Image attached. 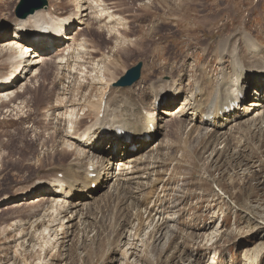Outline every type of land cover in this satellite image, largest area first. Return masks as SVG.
I'll use <instances>...</instances> for the list:
<instances>
[{
	"label": "rangeland",
	"instance_id": "rangeland-1",
	"mask_svg": "<svg viewBox=\"0 0 264 264\" xmlns=\"http://www.w3.org/2000/svg\"><path fill=\"white\" fill-rule=\"evenodd\" d=\"M77 1L48 0L43 9L66 15L68 9L76 10ZM104 1L115 5L112 7L121 6L115 13L123 25L116 29L123 36H110L105 20L98 21L89 9L88 16L72 27V39L63 46L66 49L62 48L67 56L75 53L69 64L80 56L86 72L83 68L81 74L80 68L70 74L65 64L60 68L59 58L58 65L41 64L13 88L17 94L27 83L29 92L18 93L13 102L8 98L0 103V197L16 196L20 191L28 194L37 181H48L45 178L56 172L53 167L46 168L53 161L65 163L80 157L85 163L94 159L102 147L89 153L88 145L80 144L75 151L59 156L63 146L75 149L71 139L65 142L71 123L64 120L63 113L76 107L73 119L82 118L85 126L93 125L90 103H98L105 88L109 92L106 82L112 76H118L117 80L138 62H143L140 81L126 87L132 89L134 101H144L162 135L131 153L135 159L143 158L142 163L131 162L121 172L122 165L116 161L110 182L92 198L83 196L91 206L89 210L81 206L74 218L71 212L64 213L52 226L47 206L42 209L31 202L43 193L40 188L1 204L0 264H264V117L256 116L264 111L259 106L263 97L256 108L250 105L256 112L239 113L240 120L230 119L220 132L208 130L209 135L204 129L189 133L200 124L186 103L192 99L190 90L197 78L212 86L221 74H231L232 63L225 53L249 54L246 38L264 51V0ZM19 3L0 0V21L13 23ZM77 39L87 42L89 49L95 47V52L84 55L75 46ZM10 52L4 55L5 68L0 58V75L11 69ZM59 53L61 50L55 54ZM29 58L28 54L24 60ZM99 61H105L111 71L104 67L105 76L91 87L89 80L95 72L102 73L100 65L105 64L97 67L94 63ZM174 78L183 92L178 100L168 99L170 105L156 107L152 87ZM226 79L231 81L229 76ZM85 83L88 87L79 86ZM179 108L188 113L182 117ZM28 141L30 149L26 151ZM119 182L125 185H117ZM66 196L61 198L69 204L72 199ZM36 218L43 221L34 232ZM45 226L52 229L51 247L45 246L40 235Z\"/></svg>",
	"mask_w": 264,
	"mask_h": 264
},
{
	"label": "bare ground",
	"instance_id": "bare-ground-1",
	"mask_svg": "<svg viewBox=\"0 0 264 264\" xmlns=\"http://www.w3.org/2000/svg\"><path fill=\"white\" fill-rule=\"evenodd\" d=\"M89 1H91L89 4H88V0H86L85 2L84 0H80L79 2L77 1L76 3L77 8H75L76 10L71 11L70 9H68L67 10L68 13L66 15H59L58 14L59 12L53 13L50 10V8L49 10L42 8V9L36 10L34 13H31L26 17H20L16 15L15 18L13 19V24L11 23L8 25L7 23L8 20L6 22L0 21V48H1L0 51L6 50L4 51V54L3 53L0 54V58L3 59L4 61L2 65L4 68L6 65L4 55L8 53V50L11 49L10 57L8 58L10 60L8 65L10 66L11 69L8 70L9 72L6 71L5 74L0 75V78H1L0 79V103L7 101L5 99H8V98H9V102H13L15 96H18L17 95L18 93L29 92L30 85H28L27 83L25 86L23 85L20 86L19 90L17 91L18 92L17 94H14L13 88H16L22 79L26 78L29 73H32L41 64L43 66L47 64H53L54 62L57 64V59L59 58L60 64H62L60 68L64 67L63 65L65 64V66L69 68L70 74L73 71L80 69V68L82 71L81 74H83L84 72L83 68L85 69V72H86V66H83V64L81 63L82 58L77 55L75 61L74 59L71 61V62L74 61L75 63L69 64V59L71 57L74 58L75 53L71 55V52H70L69 54L71 56L69 54L67 56L63 53L64 51L62 50V48L64 50L66 49L63 46L67 44V40L72 39L71 38L72 33H70L72 30V27L76 23H81L83 16H88L89 9H90V13L92 12L95 13L98 21L105 20L104 23L107 27V31L109 32L110 36L116 37L117 33L123 36V34L119 32L118 29H116L117 25H123L121 22L123 19L121 17H118V14L115 13L119 10H122L121 6L112 7V6H115L114 4L109 6V4H106L104 0H89ZM110 7H111V10H110ZM59 16H63L64 18L60 20L57 18ZM118 19H122V20H118ZM14 23L16 27L14 26L15 28H14V31H13L14 34H13L7 29L10 27V25H14ZM18 23L23 24V27H27V28L38 27L39 29H42L43 27L42 23H50L56 26L60 24L64 25L65 34L63 35L65 36V38H67V40L65 39L62 43L55 45V48H52V49L45 48L43 50L41 48L42 49L41 53H39L37 51L38 48L37 49L35 48L36 46L34 45L33 42H31L30 38L24 36L22 32L18 31L17 29ZM6 27L7 29H5ZM1 30L3 31L1 32ZM57 35L62 36L59 32H57ZM1 38H4V39L2 40ZM246 40L249 43V46H247V53L249 54L242 55L240 52L237 53L234 51L235 54L230 56L233 53L232 51L230 53L228 52L225 53L227 57L229 56L228 58L231 60V63H232V67L230 66L231 74L230 73L229 74L225 73L224 75L221 74V77L217 78V80L215 81V84H213L212 86L204 85L202 81H199L200 79L198 78L196 79L195 85H192L191 90H190L192 94V99H187L188 98L187 97L186 103H187V106H189V110L191 111V114L195 118H197L198 120L197 122L200 124V127L199 126L196 127V125L193 126L189 132L190 134H192L193 132L201 133V130L203 129L205 130L204 132H207L208 130L210 131L214 130L215 133L220 132V130L224 128V126L226 125L225 123L228 120L230 119L240 120L241 118L239 116V113L243 112L244 116H247L253 110L255 111V108L259 104L258 100H260L262 97L263 99L261 100L262 102H264V62L261 61L262 59H264V54H262V52L264 53V51L261 50L262 48H260L253 39L246 38ZM76 43L77 44H75V46L79 48L84 53V55L86 53L91 54L93 51L95 52V47H93L94 49L93 48L89 49L87 46L88 44L86 45L87 42L82 43L81 40H78ZM120 45L121 47H124L122 44ZM1 46H3V48ZM58 50H61V53L55 54ZM36 53H39V54H36ZM257 53H259V56H256ZM28 54L30 58L27 60H24V58ZM31 54H35V56L31 58ZM26 62H29V64L24 65V63ZM101 63H105V61H102V62L99 61L94 64L97 67H99V64ZM27 67H30L29 70L26 69ZM104 67H106L107 70L111 71L110 67L106 63L102 66L100 65V68H102L101 72L103 74L99 72L98 73L95 72L94 75L92 76L91 81L90 80L89 82L88 80L86 81V83L88 82L89 86L91 85V87H94L95 82H99V80L103 79V77L105 76V73L103 70ZM38 70L39 69H36V71ZM93 70L96 71V69L92 68L91 71L93 72ZM92 72L90 73L92 74ZM87 73H89L88 70H87ZM87 73L85 75H87ZM35 76H37V72H35ZM228 76L231 77V81H228L227 79L225 80V78ZM117 77L118 76L116 77L112 76L110 78V81L106 82L107 87H109V92H107L105 88L104 91H102L101 93L98 103L97 102L90 103L91 109H89V111L90 113L95 114L94 115L95 123L93 125L85 126L82 118L81 119L79 118L76 120L73 119V117L76 114V109H77L76 107L72 108L69 113L68 112L63 113L65 115L64 120L68 119V122L71 123V125H69L70 129L68 131L70 136H65V138H67L65 142H68L71 139V143L75 146V149L73 150V149L68 148L67 146L66 147L63 146L62 151H60L59 156H63V154H67L68 152L75 151L77 147L81 146L80 144L88 145L89 153L93 152L94 148L99 147L100 149V147H102L98 155L96 154V157L94 159L93 157L88 158L85 163L84 161H82L83 159H81L80 157H78L77 160L75 161H69V162L67 161L65 163H61V162L56 163V161H53L50 164L49 162L52 160L51 159L48 160V163L50 165H48V167L46 168L53 167L56 172L51 173V176L45 178V179H48V181L47 180L37 181L35 183L36 185H33L35 187H33L28 193V194L32 193V190L34 189L36 190L39 188L41 189V192L43 193L39 194L38 197L36 199H33V201L31 202L32 204L35 203V205L38 208L42 206V209H43L45 206H47V209H45L46 211H48L46 216H49L48 220L50 221V224L52 226H54L55 224H58L57 222L60 221V219L64 218L63 217L64 213L67 214L71 212L74 218V214H78L81 211V206L84 210L85 209L89 210L91 206L90 203L87 201L86 198H82V197L89 196V198H92L93 197L92 195L94 193H96L101 187H104V183L110 182V180L112 179L114 175V170H115L114 167L112 168V166H114L116 161L119 162L120 165H122V168H120L121 172L124 171L127 168V165L130 164L131 162L132 163L134 161L136 162L140 161L141 163L143 162V158L138 160L134 158L135 157L134 155H131L133 151L131 146L133 144L144 142L146 140L145 135L147 133L150 134L151 136H153V134L154 136L156 134L162 135V131L158 129L160 127H158L156 130V125L158 124L156 123V117L151 114L149 109L146 111V114H145L144 111L146 107L143 104L144 101L139 100V103L134 101L132 99L134 94L133 93L130 94L132 90L130 87L120 88L118 90L114 86H112L113 82L116 80ZM16 82H17V85L15 86ZM86 83L79 84V86L83 88L88 87ZM40 88L41 86L39 84L38 87H35V91L38 92ZM152 88H154L153 91L156 94V100L154 101L155 103H157V100H160V99L163 100L164 95L170 96L171 99L175 98V100H178L176 98L180 96L179 93L183 92L182 89L178 86L177 80L175 78L170 81H164L158 84L157 88L155 87H152ZM247 91H253L254 92L253 96H246ZM240 94H243L244 96ZM248 98L250 99L248 100ZM245 99H247V101ZM38 100H39V103H42L43 97L41 96L38 97ZM231 100L232 101L241 100L242 102L243 101L246 102L244 109L241 111L240 110L238 111L236 110V108L233 110L229 108L232 104ZM170 104H171V101L167 105H170ZM250 105L251 106L254 105L255 108H251ZM259 106L264 108V103L262 105L259 104ZM81 109L83 108H80L79 110ZM164 111L165 110H163V112ZM186 113H188V110L185 111L179 108V114L182 117ZM168 114H171V113H168ZM61 116H60V119H61ZM256 116L258 117L260 116L261 118L264 117V111L261 114H258ZM217 122H220V123L217 124ZM82 126H85V128L82 129ZM106 129L107 130L111 129L110 135L105 134ZM121 129H125L126 132H129V131L133 132V135L130 141H125L121 139L122 136L118 134ZM58 130L59 128L56 129L57 132ZM91 133L94 134V137H91ZM84 139H86V141H84ZM158 139L159 138H157L153 142L157 141ZM105 142H108V143L106 144V146L103 147L102 144ZM29 143L30 142L28 141L24 147L26 151L30 149V147L28 146ZM151 143H150V146L148 147H150L151 150L153 151L154 147H153V144L151 145ZM143 146L145 145H141L135 151H138ZM118 157H120V159H117ZM149 157H151V154L147 156L148 159ZM46 160L47 159H44V161ZM144 160L147 161V159H144ZM91 167H93V169H90ZM93 172L96 173V176L90 177L91 173ZM124 182L126 183V181H123V183ZM64 183H66V186L64 185ZM94 183L98 184V186L95 189H93ZM123 183L121 184L119 182L117 185L119 186L125 185ZM118 187H116V190L119 189ZM122 188L125 191L124 186ZM20 193L23 195L24 194L28 195L25 192L20 191ZM20 193L19 195L17 194L16 196L7 195V194L3 195L0 197V203L2 205L6 203L8 204L9 202L16 200V198L20 196ZM118 193L119 192H116V194ZM62 195H65V196L70 195L69 198H71L72 200L70 201L68 200L69 204L66 200L61 198ZM28 218L30 219L31 216ZM29 219L28 221H30ZM42 221L43 220L40 218L35 219V222H38V223L35 224L34 232H37L39 230L38 225L41 224ZM20 222H22V220H19V223ZM13 223L16 224L17 226L19 224V223L17 224V222H13ZM62 226L63 225H61V227ZM16 228L17 227H15L14 229L16 230ZM51 231L52 229L49 226H45V228L40 233V235H43V243L45 244V246H48V247H51V245H53L52 243L53 239H51V236H53V234H50ZM31 236H33V234ZM55 237L56 236H54L53 238Z\"/></svg>",
	"mask_w": 264,
	"mask_h": 264
},
{
	"label": "water",
	"instance_id": "water-1",
	"mask_svg": "<svg viewBox=\"0 0 264 264\" xmlns=\"http://www.w3.org/2000/svg\"><path fill=\"white\" fill-rule=\"evenodd\" d=\"M48 5V0H20L17 7V14L20 17H26L34 13L38 9H42ZM143 62H139L135 66L129 68L115 83L118 86L133 85L138 82L141 77Z\"/></svg>",
	"mask_w": 264,
	"mask_h": 264
}]
</instances>
